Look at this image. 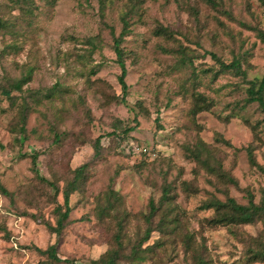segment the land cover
I'll return each mask as SVG.
<instances>
[{
  "label": "rangeland",
  "instance_id": "1",
  "mask_svg": "<svg viewBox=\"0 0 264 264\" xmlns=\"http://www.w3.org/2000/svg\"><path fill=\"white\" fill-rule=\"evenodd\" d=\"M123 16L126 103L114 50ZM0 22V264H69L37 249L52 244L76 264H99L119 247L117 234L119 264H198L197 255L204 264H264L247 260L252 238L264 241L263 221L210 225L214 210L201 208L213 198L247 203L248 191L258 201L264 189V111L246 102L249 80L264 74L262 0H0ZM212 54L238 60L246 76ZM30 71L9 98L3 90ZM200 94L208 109L194 113ZM83 164L87 180L54 232L56 207L65 209L64 190ZM165 185L177 226L149 215Z\"/></svg>",
  "mask_w": 264,
  "mask_h": 264
},
{
  "label": "trees",
  "instance_id": "2",
  "mask_svg": "<svg viewBox=\"0 0 264 264\" xmlns=\"http://www.w3.org/2000/svg\"><path fill=\"white\" fill-rule=\"evenodd\" d=\"M102 3H104L106 0H100ZM264 2V0H262ZM136 3V1H135ZM136 4H134L135 6ZM123 22H124V27L119 36H116L114 38V50L117 54V60L119 65L121 66V73L118 76L119 82L122 87V97L121 101L126 103V95L128 93V84L126 81V76H127V68L125 64V52L123 48L121 47V42L123 39L124 34L129 29V22L126 18V16H123ZM0 25H4V23L0 22ZM259 36L261 40L264 42V31H259ZM214 58H216L222 67V69H233L236 73L241 74L243 76H246V72L242 69L241 63L238 60H233L231 63H225L221 61L215 54H212ZM31 79V71L21 77L20 79L16 80L15 82L12 83L11 88L8 90H3V92L9 97L13 98L12 92L14 90L17 91H22L23 85L26 84L28 81ZM249 86L246 89L247 90V97H246V102L247 103H254L257 102L259 106L262 108L264 111V74L263 76L259 79H251L249 80ZM52 95V90L49 91L48 97H51ZM196 104L194 107L193 112L198 113L203 110L208 109V105L204 104L205 98L203 95H198L196 97ZM25 108H27V104L25 103L24 105ZM26 119L27 115L25 113V110L23 109V113L21 116V121L22 125L20 127V131L24 133V137L27 135L25 134V124H26ZM247 122H249L247 120ZM253 128H256L255 125H253ZM134 129V126H129L124 129L126 133H129ZM109 134L114 135L116 134V131H112ZM60 136L59 134H55L54 137V142L59 141ZM250 147V146H249ZM94 148H95V155H98L100 153V148H101V137L99 136L95 142H94ZM142 153L148 154L147 151L141 150ZM249 156H250V161L253 165H258L256 162L253 152H252V147L249 149ZM37 160H38V154H33L32 155V163H33V169L36 172L37 176H40L39 174V169L37 167ZM87 164H83L77 168L74 169V176L73 178L67 183V186L64 190V204L63 206L65 209H62L61 206L56 207V212L58 213V219H57V226H52L49 225V228H51L54 232L60 233L64 227L65 221L68 219L70 211H71V206H70V194L79 188L83 186L87 180ZM264 170V168L262 167ZM219 171L220 175L226 176V173L223 172L221 166H217V172ZM41 179H45L42 176H40ZM232 180V178H229ZM46 181H48L46 179ZM234 181V180H232ZM53 185V184H52ZM0 188L2 189L3 192L6 190L2 187L0 184ZM171 185H165L163 187V192L161 195V198L158 203H156L154 200L150 201V217L155 216L156 214H160V224L162 226H166L168 222L171 223H176L178 222V213L176 212L177 210V205L175 203V196L171 193ZM57 190V189H56ZM247 198L248 201L247 203H239L235 198L233 197H228L226 200H220L218 198H213L204 204H202L201 208L203 209H213L214 210V216L211 218L207 219L208 224L210 225H243V224H253L256 223L257 221H263L264 222V189L261 195V198L256 201L255 195L251 192H247ZM119 228H121V224H119ZM153 229L152 227L148 226L147 229L145 230V235L142 239V241L147 240ZM116 241L118 243L117 248L109 249L106 251L100 258H99V264H119V259L121 258V247H122V242H121V236L120 234L116 235ZM141 241V242H142ZM40 252L47 254L48 257L55 261V262H64V263H69V264H76V262L72 259L69 258H62L59 256L57 247L55 244L50 245L46 249H41L37 248ZM133 252L135 254L138 253L137 249L134 248ZM247 255H248V261L249 263H256V262H264V241L261 237H256L255 239L252 238V241L248 245L247 249ZM197 263L198 264H204V259L200 255H197Z\"/></svg>",
  "mask_w": 264,
  "mask_h": 264
},
{
  "label": "built area",
  "instance_id": "3",
  "mask_svg": "<svg viewBox=\"0 0 264 264\" xmlns=\"http://www.w3.org/2000/svg\"><path fill=\"white\" fill-rule=\"evenodd\" d=\"M144 150H145V151H147V149H146V148H144Z\"/></svg>",
  "mask_w": 264,
  "mask_h": 264
}]
</instances>
